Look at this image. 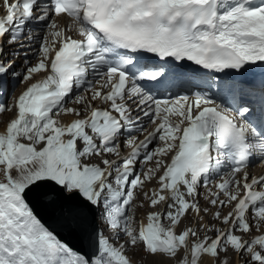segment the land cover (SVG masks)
Wrapping results in <instances>:
<instances>
[{"label": "snow or ice", "instance_id": "obj_1", "mask_svg": "<svg viewBox=\"0 0 264 264\" xmlns=\"http://www.w3.org/2000/svg\"><path fill=\"white\" fill-rule=\"evenodd\" d=\"M0 3V78L47 73L0 104V114L16 113L0 131V264H133L127 250L144 254L140 264H264V174L246 170L253 159L264 163V80L258 89L233 81L238 94L226 107L209 94L214 79L198 81L177 63L238 74L264 64V0ZM33 20L46 35L25 32ZM29 51L38 62L25 55V73L14 72ZM72 94L79 108L65 107ZM61 114L76 118L61 123ZM146 122L152 130L138 140ZM123 148L131 151L122 156ZM151 180L159 188L142 193L151 210L134 228L145 206L134 204V190ZM37 204L86 235L92 250L58 238ZM92 211L123 243L89 231Z\"/></svg>", "mask_w": 264, "mask_h": 264}, {"label": "bare ground", "instance_id": "obj_2", "mask_svg": "<svg viewBox=\"0 0 264 264\" xmlns=\"http://www.w3.org/2000/svg\"><path fill=\"white\" fill-rule=\"evenodd\" d=\"M3 9V5L2 3H0V11H2ZM70 22V20L68 19V23ZM60 27H67V25L64 23V20L61 19L60 21H58ZM70 24V23H69ZM34 33L38 34V35H46V30L41 33V31L39 29H36V30H32ZM25 32L27 33L26 29H25ZM25 47L27 48L28 45L26 44ZM33 50H36L38 48V45L36 43L33 44ZM9 49H8V46L6 44V49H5V52H7ZM27 55L28 56V59L32 62L34 59L32 58V52L29 51L27 53H21V56L19 59H15V65H14V68H13V71L14 72H17V73H21L23 71V69L25 68V61H24V56ZM52 55L54 56V52L52 53ZM38 59L39 57L37 58V62H38ZM36 63V62H35ZM34 63V64H35ZM47 73L45 71H41L39 73H36V74H33V78L29 81H22L23 83L21 84V86H19L18 90L16 91L15 93V98L18 97L21 92L33 81L39 79V78H43L44 75H46ZM13 78V77H12ZM15 79V78H14ZM98 86V85H97ZM13 100V99H12ZM14 101V100H13ZM98 102V101H97ZM96 103V102H95ZM67 107H75V108H79L80 106L79 105H76L75 103H70V105H67ZM15 110H12V111H5L3 112L1 115H0V119H2V121L5 122V125L3 126L4 128H0V131L1 130H4L5 127H6V123L11 119V118H14L15 116ZM87 113H84L82 112L81 114V118L83 117V115L85 116ZM56 119H58L61 123H70L72 119H75L76 117L72 114H61L57 117H55ZM152 125L150 122H146L145 123V128H146V131L145 132H134L133 135H135L137 137V139H142L144 138V136L147 134V131H151L152 130ZM141 135V136H140ZM139 137V138H138ZM67 138V137H65ZM24 142H27V141H24ZM43 145L41 144L40 146L38 147H42ZM129 148L126 149V151H128ZM110 158V157H108ZM110 159H116V157H113V158H110ZM99 160V157H92V161L93 162H98ZM168 161V159L166 160ZM150 168L154 167L155 166V162L153 163H149L148 165ZM252 166V165H251ZM248 171L250 172V174H261L263 171H264V163H260L259 161L257 163H255V166L253 167H249ZM159 174H162V170L160 173H158L157 175ZM220 177L217 178V180L214 182V185L219 181ZM153 181V180H152ZM154 182V181H153ZM156 185L155 187H153V191L154 190H158L159 188V184H158V181L156 180ZM151 190V189H150ZM215 187H214V191H215ZM234 190V189H233ZM143 190H136V195L138 197H140L139 199L135 200L136 201H141V199H146L143 197L142 195V192ZM152 192V190H151ZM204 194L201 195V197H203ZM221 199H224L223 196H221ZM149 204V202H148ZM148 204L144 206V208L150 210V208L148 207ZM201 205L203 206V200L201 201ZM39 206V209L40 211H42V213L46 216H48L47 218H49L50 220L54 221V224L59 227L61 230L63 231H67V233H70L72 235V237H74L73 239L76 240V241H79V243L82 245L84 243V241H87L89 240L88 237L86 235H84L81 231L79 230H69L68 228L64 227L63 224L46 208L44 207L43 205H40L38 204ZM216 209H213V211H215ZM229 210V207H224L222 209V213H226L227 211ZM93 212V211H92ZM141 217H143V214H141ZM145 218V217H144ZM146 220V219H145ZM49 221V220H48ZM98 221V220H97ZM99 222V221H98ZM143 222H146V221H143ZM205 222H210V223H214L216 224L217 227H222L221 224H219L218 221H215V220H212V221H208L207 218H205ZM189 223V220L188 219H185L183 221V224L181 225V227H183L184 225L188 224ZM93 230V221H92V216L90 217L89 219V231L91 232ZM104 232V230H103ZM104 235L107 236L108 235V232H104ZM131 254L132 255V261L134 262H137L140 257L142 256V252H136V253H133V250H130L128 255ZM229 255H233V253H229Z\"/></svg>", "mask_w": 264, "mask_h": 264}, {"label": "rangeland", "instance_id": "obj_3", "mask_svg": "<svg viewBox=\"0 0 264 264\" xmlns=\"http://www.w3.org/2000/svg\"><path fill=\"white\" fill-rule=\"evenodd\" d=\"M45 35V34H44ZM38 58V57H37ZM37 58L36 59H34L31 63L32 64H34L35 62H37L36 60H37ZM25 71H26V68H24L23 69V71L21 72L22 74L23 73H25ZM23 82H22V76L18 79V82L16 83V85L15 86H13L12 85V87H11V92H10V97H9V100H8V102H9V104H11V103H13V100H14V98H15V93H16V91L18 90V88H19V86H21V84H22ZM75 94V93H74ZM13 99V100H12ZM70 103H71V101H69L68 103H67V105H70ZM5 125V122L4 121H2V119H0V128H4L3 126ZM1 131H3V130H1ZM141 136V135H140ZM139 138V137H138ZM110 158H113V157H115V156H109ZM154 161H155V159H154ZM151 163H153V162H151ZM148 164V163H147ZM149 167V166H148ZM148 167L145 169V171H147L148 170ZM150 168V167H149ZM154 181V182H153ZM151 180V181H146L145 183H144V185H143V187L142 188H140V190H143L142 192H144V191H148L149 193H151V190L153 191V187H155V185H156V180ZM153 188V189H152ZM151 189V190H150ZM204 192V191H203ZM137 200V199H136ZM140 202L141 201H136V202H134V204H136V205H138V204H140ZM144 204H148V201H147V199H144ZM151 210V209H150ZM147 211H149L148 209H146V208H142V209H140V210H138L137 212H136V219H135V221H134V223H133V227L134 228H138L139 227V223H140V221H146L145 220V213L147 212ZM141 214H143V217H141ZM165 224H167L168 223V221L166 220V222H164ZM123 239V238H122ZM129 251L130 250H127L126 251V255H128V253H129ZM138 252V251H137ZM133 253H134V251H133ZM136 253V252H135ZM142 255H144L143 253H142ZM129 257H130V259L132 260V255L131 254H129L128 255ZM133 264H140V259L137 261V262H134L133 261Z\"/></svg>", "mask_w": 264, "mask_h": 264}, {"label": "water", "instance_id": "obj_4", "mask_svg": "<svg viewBox=\"0 0 264 264\" xmlns=\"http://www.w3.org/2000/svg\"><path fill=\"white\" fill-rule=\"evenodd\" d=\"M36 208H38V209H36V212L39 214V216L44 220V222L45 223H47V225L48 226H50L52 229H54V231H56L57 233H58V235L61 237V238H63V239H65V240H67V241H69L72 245H74V246H77L72 240H73V238L74 237H72V235L70 234V233H67V231H63V230H61L59 227H57L55 224H54V222H55V220L54 221H52V220H50L49 218H47L48 216L46 215H44L41 211H40V209H39V206H38V204L36 205ZM89 215H90V213H89ZM90 217H91V215H90ZM49 220V221H48ZM93 222H94V220H93ZM96 226V225H95ZM94 227V226H93ZM94 229H95V227H94ZM93 229V230H94ZM96 230V229H95ZM79 249H81L79 246H77Z\"/></svg>", "mask_w": 264, "mask_h": 264}]
</instances>
